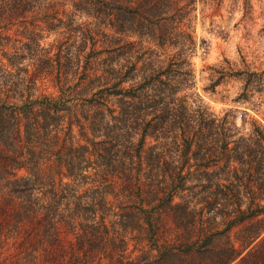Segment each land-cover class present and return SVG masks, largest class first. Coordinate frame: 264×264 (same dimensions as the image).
I'll return each mask as SVG.
<instances>
[{
  "label": "rangeland",
  "instance_id": "rangeland-1",
  "mask_svg": "<svg viewBox=\"0 0 264 264\" xmlns=\"http://www.w3.org/2000/svg\"><path fill=\"white\" fill-rule=\"evenodd\" d=\"M50 1L61 3V0ZM62 1V5H55L54 13L48 15L55 23L52 30L44 28L45 32L41 31L43 35L33 36V40L28 31L33 29L38 32L37 26L9 25L0 28L11 38L6 54L0 55V101H15L20 94L25 97L28 94L57 93L53 78L55 69L50 74L37 70L43 64L37 61L38 53L43 50L52 58L58 54L63 64L68 61L65 57L72 60L66 71L72 79L78 78L80 88L93 81L92 75L102 74L103 70L111 67H118L124 73L134 60L133 56L130 59L111 57L110 52L114 49L111 38L97 32L89 13L76 11L70 0ZM190 29L196 43V51L190 57L192 78L189 77L184 84L176 83L173 91L161 84L156 92L150 88L146 93L145 104H154L153 109L147 111L146 119H153L148 132L160 135L159 139L166 143L163 149L169 158L176 160L180 157L185 144L181 140L183 132L185 136L193 135L188 153L190 157L183 163L185 184L182 189L172 190L176 205L171 210H159L152 233V242L157 248L170 245L175 250L170 261L161 258L154 249L153 264H264V163L261 161V151L264 153V0H197L191 13ZM126 39L128 42L136 41L135 38ZM119 43L132 53L139 51L140 47L145 51L158 49L146 42L127 46L119 39ZM143 55L146 58L152 56L153 64L159 63L156 59L161 60V55L154 56V51ZM140 65L138 61L137 67ZM220 65L227 70L233 67L255 73L248 80L246 96L241 94L248 77L245 74L240 77L226 74L216 86H211L219 76ZM107 72L104 75H109L110 72ZM138 75L128 79L123 86L139 81ZM113 81L114 78L110 84ZM101 100L106 104L102 108L105 116L102 120L112 124L111 115L117 114L120 101L113 96ZM165 104L176 115H185V123L181 124L186 128L177 127L176 120L169 119L168 123L160 121L166 114L162 110ZM102 131L101 128L96 134L100 135ZM137 131L141 132L142 127ZM146 142L151 144L155 140L147 136ZM224 143L228 149L217 154L216 149ZM237 175L241 183L231 186L227 179ZM118 180L114 179L116 184ZM123 184L125 182L110 190L107 196L112 208L110 214L97 211L94 216L95 219L100 213L106 215L104 222L110 227L109 234L119 245L109 244L87 254L78 249L77 234L81 231L76 220L72 219L71 225L60 222L54 237L45 234L43 220L38 216L16 225L12 212L18 207V200L10 201L11 192L0 188V264H119L118 254L123 262H140L150 244L145 239L146 225L125 231L117 225H110L116 217L115 213L120 212L116 205L129 195V189L121 187ZM137 184L131 188V195L138 204L146 196ZM48 187L45 184L41 190L46 201ZM56 189L62 190L59 186ZM72 189L63 191L70 194L84 191L81 188ZM247 207L251 210H246V218L233 223L232 220L238 219L235 216ZM181 208H186L187 213H183L180 219L176 213H180ZM251 211L257 214L249 216ZM86 217L91 221L92 214ZM225 229L228 230L226 235L217 238L212 247L195 251L186 246L198 236L201 238L204 231ZM258 229L261 231L253 236ZM231 242L236 249L233 254L226 250Z\"/></svg>",
  "mask_w": 264,
  "mask_h": 264
},
{
  "label": "trees",
  "instance_id": "trees-1",
  "mask_svg": "<svg viewBox=\"0 0 264 264\" xmlns=\"http://www.w3.org/2000/svg\"><path fill=\"white\" fill-rule=\"evenodd\" d=\"M70 1L76 11L89 13L97 32L111 38L114 48L110 52L111 57L130 59L133 56L134 60L124 73L118 67H111L106 70L111 74L107 72L109 75H104V70L102 74L95 73L91 76L93 81L80 88L78 78L72 79L66 71L69 70V62L72 64V60L65 57L68 61L63 64L58 54L52 58L44 50L41 54L38 53L37 61L43 63L37 68L38 71L50 74L55 69L53 78L57 93L28 94L25 97L20 94L15 101H0V188L11 192L10 201L18 200V207L12 212L16 225L38 216L43 220L45 234L49 233L54 237L56 226L60 222L71 225L72 219L76 220L81 231L76 233L79 237L78 249L87 254L109 244L119 245L109 234L110 227L106 225L104 218L112 210L107 201L110 190L125 182L121 187L129 189V195L116 205L120 212L115 213L116 217L110 221V225H117L125 231L134 230L144 224L148 228L145 239L150 244L140 262H123L119 254L117 262L153 264L154 249L160 253L161 258L171 261L175 247L163 245L162 249L157 248L152 242V233L159 210H171L176 205L173 203L174 192L182 189L185 184L183 163L190 157L188 153L193 144V135L185 136L183 132L181 140L185 143L184 148L180 157L172 160L164 152L166 143L159 139L160 135L148 132L153 119H146L147 111L153 109L154 104L145 103L148 98L146 93L150 88L156 92L162 84L172 90L177 86L176 83L184 84L189 77L192 78L190 57L196 51V43L190 23L197 0ZM62 3V0L61 3L50 0H0V28L9 25L37 26L38 32L33 29L28 31L33 40V36L43 35L44 28L52 30L55 23L48 15L54 13L55 5ZM100 28L103 29L98 31ZM125 38H135L136 41L128 42ZM119 39L127 46L146 42L158 49L142 51L140 47L139 51L132 53L130 49L128 51L123 48ZM10 41L11 38L0 30V55L6 54ZM107 50L110 48L107 47ZM153 51L154 56L161 55V60L156 59L158 64H153L152 56L146 58L143 55ZM138 61L141 62L140 67H137ZM218 68L219 76L212 81L211 86H216L226 74L237 77L245 74L248 77L241 94L246 96L248 80L255 73L233 67L227 70L221 65ZM135 75L139 76V81L123 86L124 82L133 79ZM112 78L114 81L110 84ZM108 96L116 97L120 101L117 114L111 115L112 124L102 120L105 118L102 108L106 104L101 99ZM166 105L162 107L166 114L160 121L168 123L169 119L176 120L177 127L186 128L181 124L185 123V115H176ZM95 110L100 111L94 112ZM141 127L142 131L138 132L137 129ZM101 128L102 133L96 134ZM258 131L262 133L261 130ZM162 133L164 134L161 131ZM147 136H152L155 142L148 144ZM227 149L224 143L221 148L216 149V153ZM261 154V161L264 163V153L261 151ZM114 179L120 180L116 184ZM227 180L231 186L242 181L238 175ZM45 184L49 186L48 194L45 193L47 201L41 193ZM135 184L144 190L143 195L146 196L138 204L132 200L131 195V188ZM56 185L62 190L56 189ZM80 188L84 190L80 194L63 191ZM246 210L251 209L247 207L237 213L235 217L238 216V219L232 220L233 223L243 221L247 216ZM97 211L105 214L100 213L94 222ZM183 213H187L186 208H181L176 216L179 214L181 219ZM87 214H92L91 221L87 219ZM256 214L251 211L249 216ZM227 231H204L201 238L198 236L186 246H191L188 247L189 250L195 251L212 247L213 242L225 236ZM260 231L261 229L254 231L253 236ZM226 250L233 254L236 250L234 243L231 242Z\"/></svg>",
  "mask_w": 264,
  "mask_h": 264
}]
</instances>
